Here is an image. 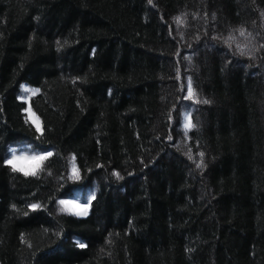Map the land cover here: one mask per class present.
Returning a JSON list of instances; mask_svg holds the SVG:
<instances>
[{"label":"trees","instance_id":"trees-1","mask_svg":"<svg viewBox=\"0 0 264 264\" xmlns=\"http://www.w3.org/2000/svg\"><path fill=\"white\" fill-rule=\"evenodd\" d=\"M0 264H264V0H0Z\"/></svg>","mask_w":264,"mask_h":264},{"label":"snow or ice","instance_id":"snow-or-ice-1","mask_svg":"<svg viewBox=\"0 0 264 264\" xmlns=\"http://www.w3.org/2000/svg\"><path fill=\"white\" fill-rule=\"evenodd\" d=\"M150 2H151V0H150ZM176 19H177L178 23H181V24L184 23L183 19H181L180 17H177ZM240 34L244 35L243 30H241ZM25 91H27V89H25ZM35 91H39V90L37 89ZM188 93H189V97H191L193 94L191 82H189ZM33 94H35V92ZM186 98H188V97H186ZM204 103H207V101H204ZM26 111H30V110L26 109ZM31 115L34 116L35 114L32 113ZM37 121H38V118H36V120H33V123L36 125V130H37V132H42V129L40 128ZM194 126L195 125H193L190 120H186V122L184 124L185 129H190ZM12 151L14 153V150H12ZM200 155L203 156V153H201ZM50 156H52L51 152H46L43 154L32 155V156H27V155L17 156L15 154H13L12 158L9 160H5L4 163L7 165H10L12 168V171H14V172H23V174L26 176H28V175L35 176V175H37L38 171L41 170L42 165ZM19 161H30L33 163V166L31 168L26 169L25 167L18 166ZM198 167H202V165H198ZM114 175H117L119 177L118 173H114ZM71 178L74 180L80 179L79 172H78V170H75V166H74V172H73V175ZM93 199H94V197H93ZM60 203L62 205L66 206L65 209H62V210H67V211L77 210V211H75L76 215L86 216L88 214V211H87L88 204L91 203V200H89L87 204H78V203H75L73 201H63V200L60 201ZM30 207L35 209V208H38L39 205L33 204ZM85 246L86 245L83 243L79 244V247H81V248H84Z\"/></svg>","mask_w":264,"mask_h":264},{"label":"rangeland","instance_id":"rangeland-1","mask_svg":"<svg viewBox=\"0 0 264 264\" xmlns=\"http://www.w3.org/2000/svg\"><path fill=\"white\" fill-rule=\"evenodd\" d=\"M207 48H208V47L205 45V46H203L201 49H207ZM210 48H211V47H210ZM12 150H14V149H12ZM13 154H15V155H17V156H21V155L32 156V155H34V154L29 153V152L24 151V150H21V151H18V152H15V151H14ZM18 166L25 167V168L27 169V168H31V167L33 166V163L30 162V161H19V162H18ZM90 199H91V193H89V196H88L87 201H86V199H85L84 202H82V201H80V200H78V199H75V198L70 199V200H65V201H73V202L78 203V204H87L88 201H89ZM75 211H77V210H73V212H75Z\"/></svg>","mask_w":264,"mask_h":264}]
</instances>
